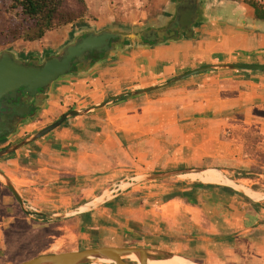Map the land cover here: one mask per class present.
I'll return each mask as SVG.
<instances>
[{"label": "crops", "instance_id": "1", "mask_svg": "<svg viewBox=\"0 0 264 264\" xmlns=\"http://www.w3.org/2000/svg\"><path fill=\"white\" fill-rule=\"evenodd\" d=\"M249 1L85 0V23L92 30L124 34L175 30L176 36L149 45L124 43L87 71L65 76L53 85L48 103L53 115L58 106L82 110L111 97H126L72 118L14 153L15 159L0 169L24 204L39 214L69 216L75 222L73 237L83 246L97 230L106 236L108 247L154 246L202 264H264L261 203L253 202L261 207L259 213L245 203L235 207L227 202L214 216H207L202 203L181 197L163 199L175 190L190 191L195 184L224 185L192 181L191 173L173 182L138 183L120 193L112 191L133 174L212 169L213 157L219 159L215 164L220 172H227L224 168L229 165L250 167L249 159L243 157L249 136L257 139L264 153V72L216 70L155 93L128 97L202 67L264 66V21L255 18L254 9L246 4ZM189 5L197 13L185 32L175 26L178 10ZM72 31L71 26L47 32L39 42L28 43L30 52H55ZM234 135L236 144L228 141ZM23 160L26 164L20 163ZM85 187L93 188L92 192L86 195ZM106 193L111 196L103 200ZM201 194L206 200V194L213 192ZM228 198L237 202L235 197ZM44 201L47 204L40 206ZM84 206L92 207L80 211ZM85 216H90L92 226H81ZM4 221L0 218V251L2 230L7 227Z\"/></svg>", "mask_w": 264, "mask_h": 264}, {"label": "water", "instance_id": "2", "mask_svg": "<svg viewBox=\"0 0 264 264\" xmlns=\"http://www.w3.org/2000/svg\"><path fill=\"white\" fill-rule=\"evenodd\" d=\"M189 7L190 8L188 9H184V10L181 9L182 10L181 12H179L180 9L178 10V14L180 16V19L178 20V26L181 30L186 29L187 31H190V27L193 23V20L196 17L195 15L197 13L196 8L193 5H189ZM175 36H176L175 30L170 31L169 33H167L166 31L164 32L146 31L143 33H134V34H124L120 32L105 31L99 34L92 33L91 35L75 42L74 44L67 46L64 50V54L61 59L53 58L47 60L41 70L14 66L6 61H2L0 62V96L3 93L12 90L13 88L15 89L23 88L28 93L34 95L36 91L40 89H44L46 87H50L52 83H54L59 77L68 74L74 65L81 63L86 56H88L93 52L97 54L100 53L108 54L109 52L115 51V49L119 47V45L121 46L128 41L129 42L136 41L141 44L149 45L155 42L157 37H158L157 43H163L166 40L174 38ZM216 70L264 72V66L247 65V64H228V65H221L216 67H202L200 69H196L188 73L178 75L172 79L163 82L160 85L151 86L149 88L131 92V94L128 95V97L130 96L136 97V96L155 93L164 90L166 88H169L173 85H176L194 76ZM125 97H126L125 95H119V96L111 97L105 102L95 107H90L82 110H76V109L70 110L68 113L62 115L58 120L44 127L43 129L39 130L35 134L27 138H24L23 140L5 149L0 150V162L10 157L14 153L23 150L24 148L30 146L31 144L49 135L53 131L60 128L66 121L72 118L92 114L94 111L103 109L108 104L120 101ZM208 170L209 169L185 170V171H174L168 173L152 174V175L144 176L143 178H141L139 182H137V184L157 182V181L159 182V181L175 178L181 175H186L191 173L194 174L203 173ZM0 178L5 182L13 198L16 200V202L19 204V206L26 215L37 216L41 218L48 217L47 215L28 212L25 209V204L22 197L17 192V190L15 189L14 185L10 182V180L1 171H0ZM2 180H0V182ZM224 186L234 190L239 194L246 196L248 199H251L241 189H235L233 187L228 186L227 184H225ZM98 204L100 203H97L94 206H97ZM92 206H84L79 210L80 211L89 210ZM65 218L67 217L55 216V219H65ZM132 256H134L137 259L136 263H132L129 260V258ZM174 258H181L187 260L176 254L159 251V250H149L139 247L102 246V247L87 248L78 251L41 254L39 256H36L34 258H31L29 260L23 261L18 264H91L95 261H105V262H109L110 264H148V262L150 261L163 262V261L173 260Z\"/></svg>", "mask_w": 264, "mask_h": 264}, {"label": "rangeland", "instance_id": "3", "mask_svg": "<svg viewBox=\"0 0 264 264\" xmlns=\"http://www.w3.org/2000/svg\"><path fill=\"white\" fill-rule=\"evenodd\" d=\"M64 8L68 11H76L79 9V5L77 4L76 0H63ZM178 22V20H177ZM176 22V24H177ZM19 26V17L18 12L14 9V4L11 0H0V47L4 48H11L17 51H25L30 52L28 47V42H24L22 39L15 40L13 39V31L15 28ZM72 26V33L69 35L68 40L64 45L60 47V49L64 48L66 45L72 43L78 36L85 34L87 32H103L104 29H94L92 30L90 25L85 23V18L82 20L77 21L71 25L60 26L56 25V27L52 31H63L67 28ZM112 31V30H106ZM119 32V31H113ZM123 33V32H120ZM180 34V33H179ZM39 41H36L37 43ZM62 105V104H61ZM69 110L66 108H62L58 106L57 113L53 115L50 110H48V106L39 120L35 121L27 131L29 134L24 138H27L39 130L43 129L44 127L52 124L56 120H58L62 115L68 113ZM236 136H229L228 141L236 144ZM20 139L19 141L23 140ZM255 139V141H254ZM256 138L249 136V138L245 141V149L243 157L244 159H249L250 167L245 168H237L236 166H231L224 168L227 172H221L223 176L228 180L227 185L233 187L235 189H246L252 191L257 194L255 199H250L251 202H257L264 205V153L259 149L258 142ZM18 141V142H19ZM17 143V142H16ZM24 150V149H23ZM27 150V149H25ZM236 153V152H235ZM14 156V157H13ZM235 156V154H234ZM15 159V155H11L10 157L4 159L0 162V168L4 169L6 166V162L11 159ZM219 159L213 157L212 166L214 170H218L217 167ZM21 164H26V160L20 162ZM216 163V164H215ZM209 169V168H203ZM185 170H201V168H184L180 170H170L166 172H154L148 173L143 175H134L132 176V180L129 179L126 181V184H119L120 188H112L113 190H119V192L128 190L129 188L132 189V185L137 184L147 175L152 174H160V173H168L174 171H185ZM1 171V169H0ZM213 171L216 175H221L220 171ZM2 172V171H1ZM206 174V173H205ZM196 175V174H193ZM190 175V176H193ZM175 178H171L170 182H173ZM0 180H2L0 178ZM12 184L13 182L10 181ZM75 178L73 179V183H76ZM2 187L3 190L0 191V218L2 222L4 221L7 224V227L2 230L3 235V250L0 251V259H5V264H15L17 262L21 263L20 261L29 260L41 254L47 253H60V252H67L71 251V248H77V250H81L83 244H77L76 239L73 237V233H75V222L70 217L65 219H55V216L47 215L46 218H41L37 216H28L26 215L16 200L13 198L11 192L8 190L5 182L2 180ZM175 185V183H173ZM172 184V185H173ZM243 188V189H242ZM92 189H87L85 187V194H90ZM244 191V190H243ZM245 192V191H244ZM246 193V192H245ZM247 194V193H246ZM110 193H106L103 197V200L110 197ZM43 200V199H42ZM215 200L217 202L215 203ZM47 201H44L40 204L42 206ZM229 203V205L239 207V203H244L241 200L237 199V202L231 201L228 197L222 195V197H217L216 194H206V200L204 201L203 209H205L209 214H216V210L221 207L225 206V203ZM57 203V202H56ZM254 203V204H255ZM249 208V205H247ZM233 208V207H232ZM25 209L31 213H38L35 208L29 207L27 204L25 205ZM18 211V212H17ZM21 214L23 215H20ZM208 218V217H207ZM3 227V226H2ZM100 244L106 243L108 240L106 236ZM203 244V243H198ZM84 247H87L86 243ZM138 247V246H137ZM142 248V247H139ZM144 249L149 250H158L157 248L151 246H145ZM164 252L172 253L169 250H159ZM91 264H110L109 262L105 261H95Z\"/></svg>", "mask_w": 264, "mask_h": 264}, {"label": "flooded vegetation", "instance_id": "4", "mask_svg": "<svg viewBox=\"0 0 264 264\" xmlns=\"http://www.w3.org/2000/svg\"><path fill=\"white\" fill-rule=\"evenodd\" d=\"M175 27L178 28V25ZM182 30L185 32L187 31L186 29ZM92 33L99 34L97 32H87L82 34L72 41V43L66 45L62 49L59 48L55 52H48L45 50L40 54L25 51L15 52V49L0 47V62L6 61L14 66L41 70L47 60L53 58L61 59L67 46L74 44ZM157 40L158 37L153 43H157ZM129 43V41L125 42V44ZM110 54L111 52L108 54H97L95 52L89 54L81 63L74 65L68 74L59 77L50 87L36 91L34 95L28 93L23 88H13L12 90L3 93L0 96V150L15 144L29 134L27 128H29L35 121L42 118L48 103L52 98V87L57 81L65 76H75L81 72L87 71L96 63L106 59Z\"/></svg>", "mask_w": 264, "mask_h": 264}, {"label": "trees", "instance_id": "5", "mask_svg": "<svg viewBox=\"0 0 264 264\" xmlns=\"http://www.w3.org/2000/svg\"><path fill=\"white\" fill-rule=\"evenodd\" d=\"M14 4V9L18 12L19 26L15 28L13 33V39H22L24 42L33 43L40 41L47 32H51L56 25L66 26L76 23L86 17L88 13V7L85 0H76L79 5V9L76 11H68L64 8L63 0H11ZM250 7L254 9L255 18L259 21H264V0H251L246 2ZM1 187V184H0ZM176 188H179L176 187ZM203 191H215L226 194L228 197H235L245 204L249 205V209L256 213L261 211L259 205L254 204L246 196L239 194L227 187L219 186H201L198 184L193 185L192 190L170 193L163 197L164 201H168L174 197H181L187 201H193L196 204L201 205L205 201V197L202 196ZM215 194V193H214ZM18 212V211H17ZM20 215L21 214L20 212ZM82 227H90L93 225L90 216L81 218ZM89 241L86 242L87 247L82 246L81 250L94 247L106 246V243L100 244L104 237L100 236L97 230L91 232ZM134 247V246H124ZM25 261V260H23ZM20 261V262H23ZM196 262L202 264L201 261ZM5 259H0V264H5ZM19 262L15 263L18 264Z\"/></svg>", "mask_w": 264, "mask_h": 264}, {"label": "bare ground", "instance_id": "6", "mask_svg": "<svg viewBox=\"0 0 264 264\" xmlns=\"http://www.w3.org/2000/svg\"><path fill=\"white\" fill-rule=\"evenodd\" d=\"M213 171H216V170L209 169L208 171L203 172L201 174H196V175L191 176V179H192V181L195 180V181H199V182H202V183H205V184L225 185V184L228 183V180H226L223 177L222 174L221 175H216L215 173H212ZM243 190L247 193V195L251 199H255L257 197L256 193H254L252 191H249V190H246V189H243ZM129 260L132 263H136L137 262V259L134 256L130 257ZM195 263H193L192 261H189V260L181 259V258H174L173 260L163 261V262H151V261L148 262V264H195Z\"/></svg>", "mask_w": 264, "mask_h": 264}]
</instances>
